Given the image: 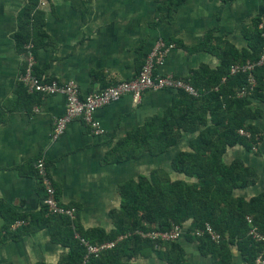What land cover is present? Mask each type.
<instances>
[{
  "label": "crops",
  "instance_id": "1",
  "mask_svg": "<svg viewBox=\"0 0 264 264\" xmlns=\"http://www.w3.org/2000/svg\"><path fill=\"white\" fill-rule=\"evenodd\" d=\"M29 1L0 0V205L10 209L7 214L30 216L40 211L41 187L35 168L27 167L38 158L45 162L59 202L76 209L84 229H113L109 211L119 208L118 186L127 180L164 169L172 180L194 182L173 171L171 161L179 152L190 150L189 143L197 133H183L177 145L158 156L144 153L119 164L104 162L105 155L127 133L169 108L175 91H147L139 101L125 96L96 111L98 133L74 120L60 138L53 139V122L64 114L65 96L41 95L40 102L31 107L33 98H27L31 95L27 89L21 98L17 95L25 58L16 49L15 36L18 15ZM39 1V10L44 13L43 31L49 39L36 52L34 67L45 80L74 82L81 96L135 78L158 42L166 45V56L156 72L185 80L202 65L215 69L219 59L205 51L190 53L168 44V40L191 48L202 42L208 31L215 30L214 37L242 50L247 48L244 27L253 20L259 21V28L264 26V0H184L172 18L162 20L156 16V0ZM26 101L29 105L23 104ZM253 103L264 110V104ZM252 123L264 135V117ZM257 151L258 155L234 146L223 155L227 164L242 159L259 176L255 185L235 190V196L249 199L264 191L260 159L264 138ZM20 222L10 230L14 231ZM190 223L182 229L186 231ZM4 224L0 212V264H60L68 252L52 241L48 229L34 230L14 241L12 233L2 231ZM177 243L189 264H212L209 256L199 253L196 242L182 237ZM231 255L230 264H246L236 247H231ZM130 264L168 263L145 252Z\"/></svg>",
  "mask_w": 264,
  "mask_h": 264
},
{
  "label": "trees",
  "instance_id": "2",
  "mask_svg": "<svg viewBox=\"0 0 264 264\" xmlns=\"http://www.w3.org/2000/svg\"><path fill=\"white\" fill-rule=\"evenodd\" d=\"M156 1L158 20L172 18L184 2ZM39 4V0H30L18 15L15 43L24 58L26 45H32L35 56L43 47V41L49 39L43 31L44 13L39 10ZM214 32L208 31L202 42L191 48L174 39L167 41L190 53H211L219 59V65L215 69L202 65L192 71L184 81L198 95L193 97L177 91L169 108L127 133L104 159V162L119 164L138 159L144 153L158 156L177 145L183 133H197L189 143L190 150L179 152L171 161L173 171L194 179V182L172 180L164 169L127 180L118 186L119 208L109 211L113 229H84L77 215L70 220L48 214L43 179L37 173L35 161L27 167L35 168L41 187V209L30 216H16L14 213L10 216L7 214L10 209L0 205L5 220L2 231L12 233L11 239L15 241L34 230L48 229L52 241L68 249L60 264H130L132 259L145 252L154 253L168 264H189L177 242L151 241L142 238L140 233L170 231L191 221L184 237L188 242H196L199 253L209 256L212 264H230L231 247L237 248L246 264H257L258 259L264 261V191L249 199L234 195L237 189L255 185L259 176L240 158L229 164L223 160L226 150L234 146L258 155L262 131L252 121L264 117V110L253 103L264 104V58L261 60L264 26L259 28V21L253 20L250 26L244 27L242 32L247 48L242 50L214 37ZM246 64L252 65L250 71L231 72L233 67L241 68ZM25 65L24 59L20 77L25 72ZM34 73L39 76L41 71L34 67ZM250 78L254 85L250 84ZM242 90L245 94L240 96ZM25 93L22 84L17 95L21 98ZM27 98H33L32 107L40 102L41 94L32 93ZM29 102L23 104L29 105ZM18 221L22 223L11 231L10 227ZM205 225L219 236L217 242L207 234L194 235ZM82 241L95 248L110 243L114 246L91 254Z\"/></svg>",
  "mask_w": 264,
  "mask_h": 264
},
{
  "label": "built area",
  "instance_id": "3",
  "mask_svg": "<svg viewBox=\"0 0 264 264\" xmlns=\"http://www.w3.org/2000/svg\"><path fill=\"white\" fill-rule=\"evenodd\" d=\"M32 45L25 46V72L20 77V82L24 85L27 91L32 93H39L42 96H52L62 94L65 96V111L60 117H57L53 122V139L60 138L68 128V125L74 121H81L86 127L96 134L99 132V126L94 118L97 110L100 108L118 101L119 99L130 96L134 101H139L142 95L147 91H184L190 96L196 97L197 91L184 80L177 78L170 74H158L156 69L160 66L166 56V45L162 42H158L155 47L148 54L144 65L135 78L129 81H121L116 84L107 86L106 88L93 92L84 96L80 95L78 86L74 82L60 83L57 80H45L34 73L35 58L32 52ZM264 55L262 56L263 60ZM252 69L251 64H246L243 67H233L232 73L239 71H250ZM250 84L254 85V81L250 78ZM245 94V90H242L239 95ZM241 134H244L240 131ZM36 170L38 175L43 179L46 198L44 204L47 206L48 214L60 215L74 220L76 218L77 211L74 207L63 206L58 197L56 191L48 179L45 162L42 158L36 160ZM20 222L19 224H21ZM183 229L179 227H173L170 231H154L150 233H140L142 238H147L151 241H168L178 242L183 237ZM207 234L211 237V240L217 242L219 236L212 231L209 225H205L204 229L197 230L194 235L201 237ZM263 239V238H259ZM264 240V239H263ZM83 242V241H82ZM87 247V250L91 254H97L99 251L112 248L114 243L102 245L98 248L91 247L87 243L83 242ZM257 264H264V261L257 260Z\"/></svg>",
  "mask_w": 264,
  "mask_h": 264
},
{
  "label": "rangeland",
  "instance_id": "4",
  "mask_svg": "<svg viewBox=\"0 0 264 264\" xmlns=\"http://www.w3.org/2000/svg\"><path fill=\"white\" fill-rule=\"evenodd\" d=\"M262 138H264V135H262V137H261V140H262ZM261 157V158H260ZM259 158L263 161L262 162V164H263V166H262V169L264 170V154H261V156H260ZM258 166V165H257ZM259 170H260V173H261V167H259ZM261 185L262 186H264V175H263V172H262V180H261ZM185 232L186 231H183V237L185 236ZM170 243V242H168V241H165L164 243Z\"/></svg>",
  "mask_w": 264,
  "mask_h": 264
}]
</instances>
